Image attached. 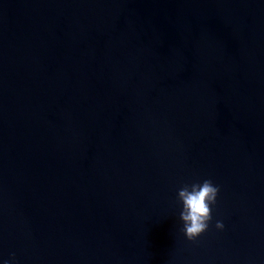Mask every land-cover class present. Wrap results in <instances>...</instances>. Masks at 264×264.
<instances>
[{
	"label": "water",
	"instance_id": "obj_1",
	"mask_svg": "<svg viewBox=\"0 0 264 264\" xmlns=\"http://www.w3.org/2000/svg\"><path fill=\"white\" fill-rule=\"evenodd\" d=\"M205 179L221 191L190 241L178 191ZM12 253L264 264V0H0V258Z\"/></svg>",
	"mask_w": 264,
	"mask_h": 264
},
{
	"label": "clouds",
	"instance_id": "obj_2",
	"mask_svg": "<svg viewBox=\"0 0 264 264\" xmlns=\"http://www.w3.org/2000/svg\"><path fill=\"white\" fill-rule=\"evenodd\" d=\"M220 191V187L211 179L188 183L179 189L177 198L181 204L180 219L188 240H198L209 229ZM225 227L222 220L216 221L218 230H224ZM0 264H16L15 253H12L10 259L0 258Z\"/></svg>",
	"mask_w": 264,
	"mask_h": 264
}]
</instances>
